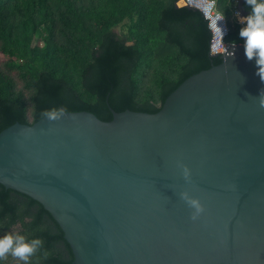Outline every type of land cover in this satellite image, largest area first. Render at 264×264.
<instances>
[{
    "label": "water",
    "instance_id": "obj_1",
    "mask_svg": "<svg viewBox=\"0 0 264 264\" xmlns=\"http://www.w3.org/2000/svg\"><path fill=\"white\" fill-rule=\"evenodd\" d=\"M220 57L155 113L6 127L0 184L51 214L74 264H264V83L245 45Z\"/></svg>",
    "mask_w": 264,
    "mask_h": 264
},
{
    "label": "trees",
    "instance_id": "obj_2",
    "mask_svg": "<svg viewBox=\"0 0 264 264\" xmlns=\"http://www.w3.org/2000/svg\"><path fill=\"white\" fill-rule=\"evenodd\" d=\"M177 1L0 0V131L52 110L104 121L112 110L157 112L186 78L222 61L210 54L202 12ZM216 8L229 26L225 41L241 42L234 1L216 0ZM241 10L248 16L251 6L242 0ZM11 229L42 241L29 264H74L51 214L0 184V234Z\"/></svg>",
    "mask_w": 264,
    "mask_h": 264
},
{
    "label": "clouds",
    "instance_id": "obj_3",
    "mask_svg": "<svg viewBox=\"0 0 264 264\" xmlns=\"http://www.w3.org/2000/svg\"><path fill=\"white\" fill-rule=\"evenodd\" d=\"M245 3L251 6V13L247 17L242 18L244 26L240 28L239 35L245 40V56L251 60L257 57L258 65L256 75L260 77L264 83V0H245ZM220 19L219 15L217 17ZM260 106L264 108V95L261 97ZM59 110L47 111L44 115L55 117L59 115ZM197 211H202L196 201H192ZM40 239H33L26 242L25 236L21 234H5L0 236V262L9 254L22 261L23 264H29V257L32 256L36 246L41 245Z\"/></svg>",
    "mask_w": 264,
    "mask_h": 264
},
{
    "label": "built area",
    "instance_id": "obj_4",
    "mask_svg": "<svg viewBox=\"0 0 264 264\" xmlns=\"http://www.w3.org/2000/svg\"><path fill=\"white\" fill-rule=\"evenodd\" d=\"M233 1L234 9L232 17L242 28L244 26L242 18L247 17V15L240 9L239 5L241 0ZM176 4L178 6H187L197 9L201 11L204 17L207 19L208 27L211 32V40L209 46L211 55L222 56L223 51H225L230 44L245 45L246 38H241V42L239 43H227L225 41V37L229 32V26L225 17L217 10L216 0H178ZM218 15L220 19L217 18Z\"/></svg>",
    "mask_w": 264,
    "mask_h": 264
},
{
    "label": "rangeland",
    "instance_id": "obj_5",
    "mask_svg": "<svg viewBox=\"0 0 264 264\" xmlns=\"http://www.w3.org/2000/svg\"><path fill=\"white\" fill-rule=\"evenodd\" d=\"M121 29H125V27L122 28V27H120V26H117V27L115 28V30L118 31V32L121 31ZM15 232H16V229H11V230H10L9 232H7V233L0 234V236H3V235L8 234V233L14 234ZM4 259H7V260L9 261L8 264H13L14 262L18 261V259L12 257L10 254H9L6 258H4ZM10 261H13V263H11Z\"/></svg>",
    "mask_w": 264,
    "mask_h": 264
}]
</instances>
